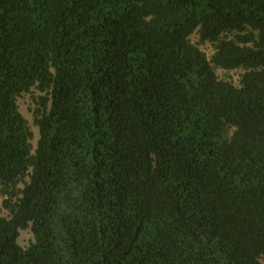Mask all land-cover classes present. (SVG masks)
<instances>
[{
    "label": "trees",
    "instance_id": "16d2710c",
    "mask_svg": "<svg viewBox=\"0 0 264 264\" xmlns=\"http://www.w3.org/2000/svg\"><path fill=\"white\" fill-rule=\"evenodd\" d=\"M0 194V264H261L264 0H0Z\"/></svg>",
    "mask_w": 264,
    "mask_h": 264
},
{
    "label": "rangeland",
    "instance_id": "374dc122",
    "mask_svg": "<svg viewBox=\"0 0 264 264\" xmlns=\"http://www.w3.org/2000/svg\"><path fill=\"white\" fill-rule=\"evenodd\" d=\"M191 42L195 43L201 50H203L207 56H209L212 52L211 46L207 42H200L198 40V37L195 33L190 35ZM219 75H223L222 70L217 71ZM239 70H231L227 72V75L231 77L236 82V77ZM37 91L34 89H31L28 93H22L17 98L18 108L19 111L22 113V115L26 118L28 125L30 129L33 132V139L31 140L32 146H34L38 132L37 128L34 127L32 124V118H31V112L30 107L32 108L35 103V98L37 96ZM0 200H1V194H0ZM0 216H6V211L2 208L0 204ZM32 239V234L30 228H24L19 231V235L17 237V241L21 246H26L29 241ZM259 261L261 264H264V254H262L259 258Z\"/></svg>",
    "mask_w": 264,
    "mask_h": 264
}]
</instances>
